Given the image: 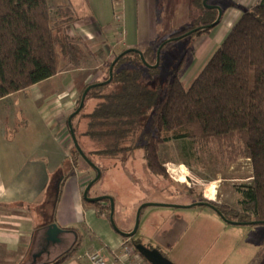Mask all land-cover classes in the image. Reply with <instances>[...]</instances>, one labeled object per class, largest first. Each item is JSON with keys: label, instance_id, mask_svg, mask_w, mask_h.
<instances>
[{"label": "trees", "instance_id": "1", "mask_svg": "<svg viewBox=\"0 0 264 264\" xmlns=\"http://www.w3.org/2000/svg\"><path fill=\"white\" fill-rule=\"evenodd\" d=\"M204 1H195L196 7L203 11L195 25L171 35L170 41L187 35L197 38L217 26L210 25L217 21L219 10L208 7L211 0ZM79 20L72 1L51 5L49 0H0V100L66 70L84 67L92 51L83 37L70 33ZM199 27L203 28L192 32ZM138 50L119 58L110 82L88 91L85 106L90 98L99 102L90 114L87 129L80 132L78 121L85 106L73 118V128L83 151L82 154L75 144V164L84 159L95 167L96 157L118 159L143 148L148 170L157 177L169 179L160 151L173 140L217 158L224 169L248 159L253 176L235 187L241 209L214 201L204 202L214 205L226 220L240 223L237 225H264L250 223L264 221V1L243 14L190 84L182 77L193 57V49L191 54L188 51L183 55L164 92L162 85L150 87L140 82L142 68L156 65L158 49L149 46ZM129 59L132 64L138 62L140 67L121 68L122 62ZM113 63L107 64L109 74L105 82L110 80ZM149 68L151 74H156L160 65ZM97 83L84 88L72 113L80 107L88 87ZM242 111H247L245 118L241 116ZM82 135L89 136L93 143L88 151L82 144ZM186 193L197 200L207 199L191 188ZM95 207L111 221V201L95 202ZM123 236L125 240L132 239ZM138 243L131 240L129 246L141 255L136 249ZM74 251L50 264H63Z\"/></svg>", "mask_w": 264, "mask_h": 264}, {"label": "crops", "instance_id": "2", "mask_svg": "<svg viewBox=\"0 0 264 264\" xmlns=\"http://www.w3.org/2000/svg\"><path fill=\"white\" fill-rule=\"evenodd\" d=\"M62 1L63 4L74 3L80 20L72 26L70 33L83 37L92 55L86 58L83 68L66 70L0 100V264H50L75 249L63 263L68 264L90 238L98 240L101 246L85 252L86 264H89L87 253L94 250H102L110 264H118L117 255L124 250L123 245L135 240L134 237L125 240L112 222L99 214L95 203L85 201L83 183L90 177L79 178V162L75 164L74 154L70 156L71 153L63 152L59 140L68 135L67 122L79 95L88 84L100 82L104 76L103 73L93 75V72L107 70V64L126 49H145L163 38L162 30L172 23L167 19L171 0ZM195 1L191 0V19L186 22V28L194 26L202 15V9L197 14L199 8ZM261 1L264 0H236L223 10L219 25L211 32L195 37L193 57L182 77L187 84L196 78L224 43L243 14ZM115 15L120 16L116 24ZM193 16L196 20L192 24ZM196 66L199 72L194 73ZM53 80H57L63 90L59 85H54L57 90H52L51 86L43 87ZM59 89L61 95L56 94ZM70 141L69 137L65 144ZM43 154L48 163L41 161ZM66 187L67 190L70 187L73 197L74 220L60 226L55 217ZM45 196L50 201H44ZM88 215L90 219L86 218ZM55 224L60 230L50 232ZM122 230L128 232L131 229ZM140 257H136L139 263L147 261Z\"/></svg>", "mask_w": 264, "mask_h": 264}, {"label": "rangeland", "instance_id": "3", "mask_svg": "<svg viewBox=\"0 0 264 264\" xmlns=\"http://www.w3.org/2000/svg\"><path fill=\"white\" fill-rule=\"evenodd\" d=\"M49 1L51 5L63 4L62 0ZM235 1L211 0L209 6H219L223 11ZM190 5L191 0L170 1L167 19L175 25L167 24L166 29L162 30L163 38L151 46L159 51L165 42L170 41L171 35L186 28V22L191 19ZM200 12L201 9L197 14L199 15ZM192 18L193 24L196 16ZM119 20L120 16L115 15L114 24ZM195 39V36L187 35L168 42L164 48L162 47L158 73L151 74L147 65L142 68L140 82L150 87L162 85L164 88L161 91L164 92L172 82L174 72L183 55L188 51L192 53ZM131 57L134 59L133 55ZM127 67L139 68L140 64L138 62L132 64L129 59L121 64V68ZM197 70L196 66L194 73ZM102 71L92 73L93 75L104 74L99 83L105 82L108 78V69ZM56 81L47 82L43 87L51 86L52 90H57L54 85L60 86V84ZM60 88L63 90L61 86ZM61 89L56 94L61 95ZM98 102L99 99L95 98L88 100L82 114L78 117L80 132L87 129L90 114L93 113ZM241 116L245 118L247 111H242ZM150 119L152 120V117ZM67 133L68 135L60 137L59 145L64 153H71L70 156H72L75 143L70 132L67 131ZM69 137L71 141L65 144ZM81 141L87 151L93 148L89 136L82 135ZM160 154L168 170L169 179L157 177L148 170L143 148L123 154L118 159L96 157L94 160L97 169L84 159H79L77 175L81 179L90 177L83 183L85 192L100 171L101 177L89 195L91 198L114 199V219L121 230L135 228L138 211L144 207L134 239L147 247L159 249L174 264H264V225L228 223L216 209L208 205L194 206L197 198L186 193L191 188L210 201L241 209L238 204L239 194L235 187L249 181L253 176L250 160L241 159L224 169L217 158H211L189 144L177 140L164 144ZM41 161L48 163L45 154ZM69 190L70 187L68 190L66 187L63 191L62 202L58 206L55 217L60 226L66 221L74 220L73 197ZM44 201L50 200L45 196ZM90 207H93L92 204ZM86 218L91 217L88 215ZM41 224L42 222L39 225ZM80 233L83 234L82 231ZM95 246H101L100 242L93 238L88 239L67 263L86 264L85 252Z\"/></svg>", "mask_w": 264, "mask_h": 264}, {"label": "water", "instance_id": "4", "mask_svg": "<svg viewBox=\"0 0 264 264\" xmlns=\"http://www.w3.org/2000/svg\"><path fill=\"white\" fill-rule=\"evenodd\" d=\"M207 2V0L205 1ZM204 2V3H205ZM210 8H217L219 10V17L217 19V21L215 23H213L212 25L210 26H216L220 23L222 17H223V11L222 9L219 7V6H208ZM205 27V26H203ZM203 27H199L195 30H193L192 32H195ZM162 47L163 45L159 48V51H158V63L156 65H148L149 67H158L160 65V60H161V51H162ZM131 52H140L138 49L136 48H130V49H127L126 51H124L120 56H118L115 60H114V63L112 65V67L110 68V80L109 81H106V82H102V83H97V84H93L91 86L88 87L87 91L84 93L83 95V98H82V101H81V104H80V107L74 112L71 114V116L69 117V126H70V129H71V136H72V139L73 141L75 142L77 148L79 149V151L83 154V151L78 143V140H77V136L75 134V131H74V128H73V118L82 111V109L84 108L85 106V100H86V96H87V93L88 91L92 88V87H97V86H101L103 84H106L108 82H110L112 79H113V72H114V67H115V64L116 62L119 60V58H121L122 56H124L125 54H129ZM142 58L144 59V55L142 54ZM99 174H98V177L96 179H94L93 181L90 182V185L87 187V189L85 190L84 192V198L87 200V201H90V202H100V201H103L105 199H109L111 201V206H112V211H111V222H112V225L115 227V229L120 232L122 235H125V236H129V237H133L137 232H138V229H139V226H140V218H141V215H142V212H143V209L144 207H142L141 209H139L138 211V215H137V223H136V226L134 228V230L132 232H125L123 230H121L120 228H118L116 222H115V219H114V199L111 198V197H98V198H91L89 196V193L93 187V185L100 179L101 175H100V171H98ZM195 205H208V206H212L214 209H216V207L214 205H212L211 203H208V202H198L196 203ZM194 205V206H195ZM146 207V206H145ZM218 211V210H217ZM220 214V212H218ZM225 219V218H224ZM226 220V219H225ZM227 222L231 223V224H240L239 222H234V221H229V220H226ZM251 224H259V223H264V221H257V222H250ZM54 227L50 230V232H54L55 229L57 230H60L58 225H53ZM136 249L139 251V253L150 263V264H174L172 263V261H170L159 249H156V248H151V247H147L145 246L144 244L142 243H139L136 245Z\"/></svg>", "mask_w": 264, "mask_h": 264}, {"label": "built area", "instance_id": "5", "mask_svg": "<svg viewBox=\"0 0 264 264\" xmlns=\"http://www.w3.org/2000/svg\"><path fill=\"white\" fill-rule=\"evenodd\" d=\"M124 250L117 255L118 264H150L149 262L139 263L137 260V255L134 250L128 245H123ZM87 259L89 264H110L108 257L102 252V250H94L87 253Z\"/></svg>", "mask_w": 264, "mask_h": 264}, {"label": "flooded vegetation", "instance_id": "6", "mask_svg": "<svg viewBox=\"0 0 264 264\" xmlns=\"http://www.w3.org/2000/svg\"><path fill=\"white\" fill-rule=\"evenodd\" d=\"M89 196H90V195H89ZM108 201H110V200L108 199ZM197 201L202 202V201H210V200H208V199H203L202 197H199ZM138 244H139V243H138Z\"/></svg>", "mask_w": 264, "mask_h": 264}, {"label": "bare ground", "instance_id": "7", "mask_svg": "<svg viewBox=\"0 0 264 264\" xmlns=\"http://www.w3.org/2000/svg\"><path fill=\"white\" fill-rule=\"evenodd\" d=\"M221 21H222V19H221ZM221 21H220V23H221ZM220 23H219V24H220ZM219 24H218V25H219ZM210 207H212V206H210ZM212 208H213V207H212Z\"/></svg>", "mask_w": 264, "mask_h": 264}]
</instances>
